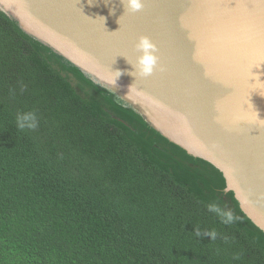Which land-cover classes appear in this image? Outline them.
Here are the masks:
<instances>
[{"label": "trees", "instance_id": "1", "mask_svg": "<svg viewBox=\"0 0 264 264\" xmlns=\"http://www.w3.org/2000/svg\"><path fill=\"white\" fill-rule=\"evenodd\" d=\"M127 105L0 9V264H264L222 173Z\"/></svg>", "mask_w": 264, "mask_h": 264}, {"label": "water", "instance_id": "2", "mask_svg": "<svg viewBox=\"0 0 264 264\" xmlns=\"http://www.w3.org/2000/svg\"><path fill=\"white\" fill-rule=\"evenodd\" d=\"M143 5L129 14L120 0H0L23 31L218 169L264 232V0ZM141 36L157 50L148 77L134 68Z\"/></svg>", "mask_w": 264, "mask_h": 264}, {"label": "clouds", "instance_id": "3", "mask_svg": "<svg viewBox=\"0 0 264 264\" xmlns=\"http://www.w3.org/2000/svg\"><path fill=\"white\" fill-rule=\"evenodd\" d=\"M120 3L123 7L124 13L127 12L129 14L141 11L144 6L143 0H120ZM136 49L139 53L134 66L136 72L144 77L151 76L158 62V57L155 55L157 51L155 45L148 39V37L141 36L136 43ZM116 73H118L116 77L117 80L121 73L119 71H116ZM116 80L112 82L113 85H115ZM256 82L264 85V81H261L259 76H257ZM16 126L18 130L22 132L36 129L38 127L37 113L34 110H25L20 112L16 117ZM207 207L209 211L219 216L223 224L227 225L234 222L235 217L232 215V213L223 211L215 203L209 204ZM194 232L198 237L203 234L205 236H208L212 240L216 239L218 235L214 230L202 233L199 229H195ZM224 239L226 241L227 237H225Z\"/></svg>", "mask_w": 264, "mask_h": 264}]
</instances>
